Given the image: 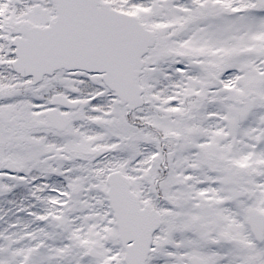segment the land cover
<instances>
[{
  "label": "snow or ice",
  "instance_id": "snow-or-ice-1",
  "mask_svg": "<svg viewBox=\"0 0 264 264\" xmlns=\"http://www.w3.org/2000/svg\"><path fill=\"white\" fill-rule=\"evenodd\" d=\"M0 264H264V0H0Z\"/></svg>",
  "mask_w": 264,
  "mask_h": 264
}]
</instances>
